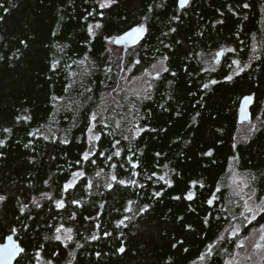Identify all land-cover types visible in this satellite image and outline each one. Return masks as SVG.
<instances>
[{"label":"trees","instance_id":"obj_1","mask_svg":"<svg viewBox=\"0 0 264 264\" xmlns=\"http://www.w3.org/2000/svg\"><path fill=\"white\" fill-rule=\"evenodd\" d=\"M244 3L249 7L243 8ZM0 5V140L5 142L0 147V196L6 197L0 201V240L14 234L20 242L24 251L15 264H38L39 260L53 264H225L236 238L220 237L233 216L243 212V205L233 200L224 184L231 156H238L239 171L249 175L259 196L264 195L262 0H192L183 9L178 0H117L103 10L96 0H0ZM93 9L96 13L89 16ZM97 22L103 27L94 29L93 37L87 26ZM141 22L146 24V34L125 54H119V47L105 38L120 36ZM221 47L235 51L220 67H206ZM165 56L168 71L161 72L159 79L151 78L152 88L147 90L151 99L139 95L137 100L124 91L120 85L123 67L138 76ZM234 58L252 63L233 75V65H229ZM57 59L60 64L53 71L51 64ZM136 60L140 63L135 64ZM226 75L233 79L225 80ZM210 80L218 83L203 88ZM248 94L255 95L257 130L243 137L238 108ZM53 96L61 99L54 102ZM98 111L97 121L91 122L96 125L94 132L101 134L100 141L93 142L97 155L90 160L95 164H77L89 148L87 128L91 115ZM26 115L31 119H16ZM105 123L108 128L103 127ZM133 127L146 130L124 140ZM4 128L12 131L5 133ZM65 139L67 144L62 142ZM115 140L120 144L114 148ZM129 148L139 161L136 169L127 163L132 154ZM117 149L121 156L107 161ZM209 149L211 157L202 155ZM165 164L173 170L171 187L156 177L147 179L153 171L164 174ZM76 171L85 175L65 192L64 184ZM112 174L137 183L117 184L111 181ZM193 180L204 187L193 189L196 197L187 201L183 196ZM218 187L219 199L209 206L206 201ZM156 191L160 197L153 196ZM60 199L63 208L55 206ZM130 200L133 211L126 213ZM145 204L150 205L148 210L137 214ZM125 215L132 219L117 228ZM259 224H264V214L244 228V235ZM60 225L73 229L71 241L64 239L68 233L63 229L62 239H53ZM92 235L99 239L92 240ZM209 245L214 248L212 256L201 260ZM121 246L123 253L117 251Z\"/></svg>","mask_w":264,"mask_h":264},{"label":"snow or ice","instance_id":"obj_2","mask_svg":"<svg viewBox=\"0 0 264 264\" xmlns=\"http://www.w3.org/2000/svg\"><path fill=\"white\" fill-rule=\"evenodd\" d=\"M117 0H96V3L98 5V8L103 10V9H108V8H111L112 5L116 4ZM189 3V0H179V4L181 7H183L184 5L188 4ZM159 6V5H158ZM0 7H2V5H0ZM243 8H248L249 5L247 3H244L242 5ZM151 7H149V11H151ZM229 10L231 11V7H229ZM5 11H7V9H5ZM96 13V9H93L92 12H89L88 15L91 16L93 14ZM101 17H103L105 15V13L103 11H100L98 13ZM87 16L85 17V20H87ZM144 21H146L148 18L147 17H144L143 18ZM174 20H178L179 17L178 16H174L173 17ZM218 23H222V21H218ZM103 27V25L99 22H97L95 25L93 24H89L87 26V31L90 35H92L93 37L95 36V31L94 29H99ZM147 31V28H146V24L144 22H141L139 23L138 25L136 26H131L129 28L128 31L124 32L123 35H120V36H117L114 38V42L115 43H120L121 41H125V40H128V39H134L136 37H139L142 33L146 32ZM171 31L175 32L176 29H171ZM53 35H55V32L53 33ZM106 39H113V38H110V37H105ZM21 43H24L23 41H21ZM25 46L27 47V45L25 44ZM66 47V46H65ZM61 52L63 51V48H60L59 49ZM228 51L230 52H233L235 51V49H228ZM222 53H217L216 55L217 56H220ZM0 59H3V57H0ZM85 59H87V57H85ZM168 57L165 56L162 60H160L158 62V64L160 65V68L158 71H156V75L154 77V79H159L160 77V72L163 71V72H167L168 71V68L164 66V61L167 60ZM84 60H81L79 63L80 64H84ZM140 61L139 60H136L135 61V64H139ZM60 64V60L57 59V60H54L51 64V69L53 71H56L58 66ZM241 62L239 60H232L231 64L229 65V68L232 67V65H236L238 68H239V72H243L245 70V67H247V65L241 67L240 66ZM134 66V65H133ZM153 68L156 69L157 68V65H153ZM110 71V69H109ZM239 73L236 72L235 70H233V75H238ZM172 75L174 76L175 73H172ZM233 75H226L224 77L225 80L227 81H231L233 79ZM75 83V81H73ZM218 83V81L216 80H210L209 83H205L203 84V88L205 89H208L210 87V84H216ZM70 86V85H69ZM148 88L151 89L152 88V84L149 83L148 84ZM86 91H89L91 92V89H86ZM115 91V89L113 90ZM136 95V99L139 100L140 99V96L138 94H135ZM59 99L61 98H58V97H55L53 96L52 97V100L55 102V101H58ZM144 99H151V95L150 93H148L147 91H145V94H144ZM252 97L251 96H246L244 97V102L247 103L249 100H251ZM131 107L132 108H135L136 105L135 103L133 102L131 104ZM163 107V106H162ZM137 112L139 111L138 109H136ZM27 111V110H25ZM100 115V112H94L91 117H90V123H89V126L87 128V139L89 141V148L87 150H85L82 154H81V159L80 160H77L76 163L77 164H80L81 161H84V162H91L93 164H95V160H90V158L94 155H97L96 152H94V147L95 145L93 144V142L95 141H100L101 139V134H97L96 132H94V128H95V123H91V122H95L97 121V118L98 116ZM197 115H199V113H197ZM16 119L19 121V120H30L31 119V116H18L16 117ZM193 119L195 120V117H193ZM104 128H108L109 125L107 123H105L103 125ZM116 128H120V123L117 122L116 123ZM146 129L144 127H133V128H130L128 129V132H129V135H124L122 138L124 140H129L130 138L131 139H135L137 136H139L142 132H144ZM257 130V127L256 125H252L250 131H256ZM3 131L5 133H10L12 130L10 128H4ZM37 131H39V129H37ZM151 131H155V129H151ZM134 133V134H133ZM112 133H108V135H111ZM29 135H32V133H29ZM45 139H48L47 136L44 137ZM63 143L67 144L68 143V140L65 139L62 141ZM4 141L3 140H0V147H3L4 145ZM120 144V140H115L114 144H113V147L115 148L117 145ZM25 147H28L27 144L24 145ZM232 148L235 149L236 148V144L233 143L232 144ZM129 152H131L132 154L130 156L127 157V163L130 165L131 169H136L139 167V161L138 160H134L133 157L136 156V153L135 152H132L131 148L128 149ZM2 155V154H0ZM202 155L204 156H208V157H211L213 155V150L212 149H209L208 151L202 153ZM121 156V150L120 149H117L116 151H114L112 153V155H109L106 157V160L107 161H111L113 159V157H120ZM156 156L159 157L160 156V153H156ZM238 156L237 155H233L230 157V160L233 161V163H236L238 162ZM112 168H116L117 165L116 164H112L111 165ZM120 167H123V165L121 164ZM164 169H166L167 171H165L164 174L162 175H157V173L155 171H153L151 173L150 176L147 177L148 180H152L153 177H156L157 181L160 182L162 181L165 185L171 187L172 184H173V181L172 179L170 178L169 174L170 172H172L173 170L171 169H168V165L165 164L163 165ZM100 173L98 172L97 175H99ZM134 176L135 175H138L139 173L137 172H133L132 173ZM85 175L84 171H76V172H73L72 173V176H73V179L68 181L67 183L64 184L63 186V190L65 192H67L69 189L73 188L74 185H75V182H76V178H79V177H83ZM232 176L235 175V173L233 172L231 174ZM254 179V177H253ZM111 181H114L116 182L117 184H120V185H125V184H133L135 185L137 183L136 180H129V181H125L124 179H118L117 175L116 174H112L111 175ZM45 183H47V181H45ZM197 186L203 188L204 187V184L201 182V181H197V180H193L191 181V186L189 187V189L186 191V193L184 194L183 196V199L187 200V201H193L196 197V193L193 191V189H195ZM88 188H91L92 187V184L91 182L88 183L87 185ZM107 187L111 188L112 187V184L111 183H108ZM139 187L143 188L144 185H139ZM244 187H248V184L245 183L244 184ZM220 192V188L218 187L212 194H211V197L209 199H207L206 203L209 205V206H212L214 204V201L218 200L219 197L217 196L216 193ZM236 195H239L240 193H235ZM47 195V194H45ZM153 196L154 197H160L161 196V192L160 191H156L153 193ZM51 198V197H49ZM182 197L181 196H175L173 197V199H176V200H180ZM6 199V197L4 196H0V201H4ZM249 201H253V196H249L248 200H245L244 202V205H243V208H244V212L241 213V215L243 216V221L240 223V224H235V223H232L230 224V227L229 229H227L226 231L230 232V236L232 238H236L235 239V243H236V247L237 248H244V240L243 239H239L240 237V233L241 231L243 230V228H246L248 225L252 224L253 221H256L257 220V216L258 215H261V214H264V199H259V202L256 203V202H253V203H250ZM230 203H232V201H229ZM73 204H76V205H79L80 204V201L79 200H73L72 201ZM133 201H128L127 203V206L124 208V211L126 213H130L133 211V208H132V205H133ZM55 206L57 208H63L65 205H64V201L62 199L60 200H56L55 201ZM103 207V205H101V208ZM150 207V205H143L142 207H139L138 209V213H143L145 211L148 210V208ZM21 211H23V208H21ZM245 213H249L250 215H245ZM209 216H211V213H209ZM89 219H93L92 217H89ZM132 217L131 216H128V215H125L123 217V219H120L117 221L116 223V227L119 228L120 226L122 225H125V221H129L131 220ZM180 219H183L182 217ZM217 219H219V217H217ZM237 218L235 216H233V220L235 221ZM204 223L207 225L210 223L208 217L206 216L204 218ZM126 226V225H125ZM97 227H99V225H97ZM187 227H191L190 225H188ZM64 230L66 233H68V235L66 237H64V239L68 240V241H71L73 239V236L71 235L73 229L71 228H64L63 225H60L59 227H57L55 229V234L53 236V239L57 240V241H60L62 238H61V230ZM256 231L260 234V239L261 240H264V224H259V228L256 229ZM104 235L105 236H111L112 234L110 232H104ZM9 241H11V237L8 238ZM45 239H48L47 237ZM91 239L92 240H97L99 239V236L97 235H92L91 236ZM221 240H224L225 237L224 236H221L220 237ZM178 243H182L181 242H178ZM78 247H82V245H78ZM173 247H176V245L174 244ZM256 247H260V244H257ZM3 249H4V253H5V256L4 258L5 259H10L12 257V255L15 254V252L17 251V249L13 248L12 246L10 245H4L3 246ZM19 252H23L24 249L23 248H19L18 249ZM118 252L120 253H123L125 251V248L123 246L119 247L117 249ZM185 252L188 251V249H184ZM213 251H214V248L212 245H209L208 246V251L206 254H202L200 256V259L201 260H206L208 258H210L213 254ZM226 251V250H225ZM37 258H39L40 256V253L37 252ZM97 256L100 255L99 252L96 253ZM46 264H53V262L51 260H48L46 262ZM225 264H233V260H228V261H225Z\"/></svg>","mask_w":264,"mask_h":264},{"label":"rangeland","instance_id":"obj_3","mask_svg":"<svg viewBox=\"0 0 264 264\" xmlns=\"http://www.w3.org/2000/svg\"><path fill=\"white\" fill-rule=\"evenodd\" d=\"M115 45V42H112ZM116 46V45H115ZM118 47V46H116ZM119 54H123V47H119ZM159 62V61H158ZM158 62L153 65H157V68L154 69L153 65L151 68L145 70L138 76L131 75V68L120 70V85L123 87L124 91L127 94H138L144 95L145 91L148 90V84L151 82V78L156 75V71L159 70L160 65ZM211 63V61L209 62ZM164 66L166 67V63L164 61ZM163 72V71H161ZM160 72V73H161ZM252 125H245L242 127L241 134L243 137L249 134ZM235 173L232 176V173ZM247 183L248 187H244V184ZM225 186L230 190V194L234 201L240 202V204L244 205L245 200H248L249 196H253V201H249L250 203L259 202V199H264L263 196H259L257 189L252 184L250 177L246 173H241L237 168L236 163L232 162V165L229 169L228 175L224 181ZM240 193L236 195L235 193ZM244 212V208H243ZM245 215H250L249 213H245ZM237 219L231 222L235 224H240L243 221V216L236 217ZM249 226V225H248ZM247 226V227H248ZM230 227V225H229ZM229 227L227 229H229ZM259 228V227H258ZM258 228H253L251 231L244 235V228L240 233L239 239L244 240V248L235 247L233 253L230 256H227L226 261L233 260V264H264V240L260 239V234L256 231ZM226 229V230H227ZM68 235V234H67ZM66 235V236H67ZM224 237L232 238L230 236V232L225 231L223 234ZM257 244H260V247H256ZM38 264H46L43 260H39Z\"/></svg>","mask_w":264,"mask_h":264},{"label":"water","instance_id":"obj_4","mask_svg":"<svg viewBox=\"0 0 264 264\" xmlns=\"http://www.w3.org/2000/svg\"><path fill=\"white\" fill-rule=\"evenodd\" d=\"M191 1L192 0H189V3ZM189 3L184 5L183 7H181L180 4H179V0H178V6H179L180 9H183V8L187 7L189 5ZM145 34H146V32L142 33L139 37H136L134 39H128V40H125V41H121L118 44L115 43V45L118 46V47H123V51H124V54H125L126 51L128 50V48L137 45L142 40V38L145 36ZM109 41L113 42L114 38L109 40ZM251 97H252V99L249 100L247 103L244 102V98L242 99L241 111H240V122L246 121V120H248L250 118L251 107H252L253 100H254L253 96H251ZM9 237H11V241H9V239H8ZM4 245H10L13 248L17 249L15 254L12 255V257L10 259H5L4 258V256H5L4 249H3ZM19 248H23V247L20 245V242L16 239V236L14 234L6 236L4 241L0 240V264H15L17 259L20 257V255L22 253V252L18 251Z\"/></svg>","mask_w":264,"mask_h":264},{"label":"flooded vegetation","instance_id":"obj_5","mask_svg":"<svg viewBox=\"0 0 264 264\" xmlns=\"http://www.w3.org/2000/svg\"><path fill=\"white\" fill-rule=\"evenodd\" d=\"M262 13H263V24H264V0H262ZM255 40H257L256 38H254ZM228 49H232L231 47H221L219 49H217L215 51V53L213 54V57H212V62L211 63H206V67H209V68H217V67H220L224 62L225 60L227 59V57H230L233 52H230L228 51ZM258 50V44L255 43L254 45V55L256 54L255 51ZM217 53H222L220 56H217L216 54ZM233 60H236V58H234ZM252 61H249L248 63H245L243 64L241 62L240 66L243 67L245 65H247V67H249L251 65ZM245 67V69L247 68ZM233 68L236 72L238 73H241L239 72V68L236 66V65H233ZM246 96H253L254 100H253V104H252V107H251V114H250V118L246 121H242L240 122V111H241V102H242V99ZM243 98L241 99V102L239 104V108H238V118H237V121H238V125L240 127V129L242 130V127H244L245 125H251V124H256V120L254 119V111H253V106L256 102L255 100V95H251V94H248V95H245L243 96ZM238 168V167H237Z\"/></svg>","mask_w":264,"mask_h":264}]
</instances>
